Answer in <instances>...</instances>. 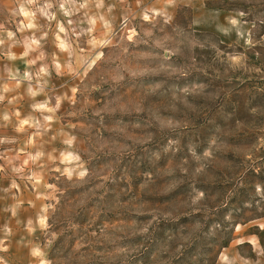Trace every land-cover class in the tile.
I'll list each match as a JSON object with an SVG mask.
<instances>
[{
	"label": "rangeland",
	"instance_id": "obj_1",
	"mask_svg": "<svg viewBox=\"0 0 264 264\" xmlns=\"http://www.w3.org/2000/svg\"><path fill=\"white\" fill-rule=\"evenodd\" d=\"M0 264H264V0H0Z\"/></svg>",
	"mask_w": 264,
	"mask_h": 264
}]
</instances>
